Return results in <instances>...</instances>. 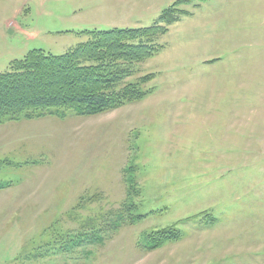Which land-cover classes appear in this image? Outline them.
Listing matches in <instances>:
<instances>
[{
    "label": "rangeland",
    "instance_id": "obj_1",
    "mask_svg": "<svg viewBox=\"0 0 264 264\" xmlns=\"http://www.w3.org/2000/svg\"><path fill=\"white\" fill-rule=\"evenodd\" d=\"M175 1L0 0V72ZM179 9L125 79L153 74L142 99L0 121V264H264V0Z\"/></svg>",
    "mask_w": 264,
    "mask_h": 264
},
{
    "label": "trees",
    "instance_id": "obj_2",
    "mask_svg": "<svg viewBox=\"0 0 264 264\" xmlns=\"http://www.w3.org/2000/svg\"><path fill=\"white\" fill-rule=\"evenodd\" d=\"M191 1H175L152 26L85 30L86 39L63 54L32 49L11 61L8 69L0 72V121L63 109L95 115L142 99L148 94L142 85L153 74L143 75L139 82L125 79L134 73L138 62L159 52L162 47L154 43L155 36L187 13L179 5ZM6 184L0 182V188ZM129 208L130 202L125 204V209ZM128 218L135 221L138 217ZM177 232L169 227L147 233L142 244L147 249L156 248L176 239ZM100 238L94 233L90 240Z\"/></svg>",
    "mask_w": 264,
    "mask_h": 264
}]
</instances>
